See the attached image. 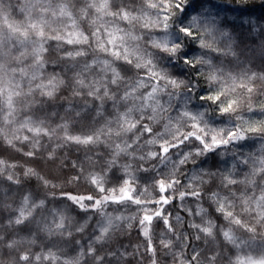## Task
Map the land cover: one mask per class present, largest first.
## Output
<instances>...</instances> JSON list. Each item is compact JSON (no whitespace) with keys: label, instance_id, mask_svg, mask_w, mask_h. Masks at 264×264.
<instances>
[{"label":"clouds","instance_id":"9594fccd","mask_svg":"<svg viewBox=\"0 0 264 264\" xmlns=\"http://www.w3.org/2000/svg\"><path fill=\"white\" fill-rule=\"evenodd\" d=\"M0 264H264V0H0Z\"/></svg>","mask_w":264,"mask_h":264}]
</instances>
